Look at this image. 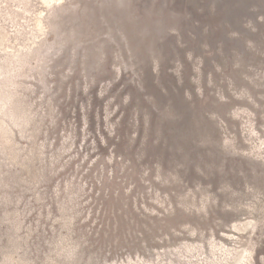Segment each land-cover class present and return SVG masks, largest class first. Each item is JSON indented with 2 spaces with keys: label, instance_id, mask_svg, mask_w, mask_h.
<instances>
[{
  "label": "rangeland",
  "instance_id": "374dc122",
  "mask_svg": "<svg viewBox=\"0 0 264 264\" xmlns=\"http://www.w3.org/2000/svg\"><path fill=\"white\" fill-rule=\"evenodd\" d=\"M0 264H264V0H0Z\"/></svg>",
  "mask_w": 264,
  "mask_h": 264
}]
</instances>
